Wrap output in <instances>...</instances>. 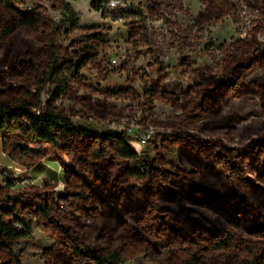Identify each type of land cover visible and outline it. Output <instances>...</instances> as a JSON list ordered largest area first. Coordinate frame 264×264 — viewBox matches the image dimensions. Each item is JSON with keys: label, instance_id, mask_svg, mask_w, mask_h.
Listing matches in <instances>:
<instances>
[{"label": "trees", "instance_id": "16d2710c", "mask_svg": "<svg viewBox=\"0 0 264 264\" xmlns=\"http://www.w3.org/2000/svg\"><path fill=\"white\" fill-rule=\"evenodd\" d=\"M106 2L92 0L90 8L104 19L131 20L126 43L154 50L146 26L149 18L134 11L114 15L102 7ZM50 4L70 29L95 30L78 28L76 14L65 0ZM40 9L22 13L9 0H0V31L16 32L31 44L24 55L0 66V145L9 161L27 169L53 157L63 169L64 187L58 199L50 194L53 184L45 181L31 187L21 196L28 202L23 207L12 196L11 182L0 185V264H24L19 246L31 239L29 216L54 240L41 253L43 264H123L139 256L150 264H218L227 258L236 238L264 245V231L244 227L237 218L241 213L245 217L264 214L260 187L264 184V122L256 127L241 125L245 117L224 111L230 101L251 93L264 99V86L258 80L245 82L250 73L264 70V45L256 37L222 44L219 69H196L191 85L176 94L162 90L167 74L160 66L141 96L122 87L107 90L102 101H92L77 95L84 86L80 73L100 67L97 50L108 43L91 34L59 47L60 25ZM204 31L199 27L196 33ZM160 64L157 55L154 65ZM180 68L189 72L187 58ZM47 88L50 95L43 100ZM108 98L142 99L145 116L152 114L155 102L179 112L172 134L162 138L161 147H176L180 162L191 171L159 168L166 165L160 155L143 160L123 133L97 135L74 127L75 116L99 121L119 117L120 111L106 102ZM65 101L81 110H65ZM195 123L213 136L184 131ZM234 140L242 170L213 153L227 149ZM34 145L41 148L35 150ZM245 170L257 174V181L246 177ZM247 250L256 259L246 264L264 258V247Z\"/></svg>", "mask_w": 264, "mask_h": 264}, {"label": "rangeland", "instance_id": "374dc122", "mask_svg": "<svg viewBox=\"0 0 264 264\" xmlns=\"http://www.w3.org/2000/svg\"><path fill=\"white\" fill-rule=\"evenodd\" d=\"M9 1L22 13L36 7L44 8V5L39 3L38 0ZM17 1H19V4ZM49 7L51 8V4ZM71 8L76 14V25L78 28H93L95 30L86 32L79 29H70L68 23H62L63 16L60 12L59 22L51 15L46 17L52 22L59 24L61 27V35L57 42L59 47L66 48L70 42L78 41L84 36L91 34H99L104 41L108 43L107 48L97 50L100 67L96 70L83 71L80 73L84 78L83 87L86 86L92 93L99 92L102 96H104L107 90H115L122 87L131 88L136 95L141 96L144 87L157 77V71L160 66L167 74V78L162 84V90L164 92L176 94L182 90H186L192 83L191 78L196 69L202 67H210L215 71L219 69V62L221 59V53L218 50L219 46L222 44L229 46L240 39L238 36L230 35L224 26L218 29H210L207 32L204 31L202 35L190 33L187 30L183 32L176 31L175 33L169 34L165 33L160 27L156 28L152 20L148 19L150 25L146 26L154 50L141 47L134 48L126 43V38L128 36L127 27L131 23V20L124 19V24L122 26H118L115 23L101 22V20L88 15L91 8L86 7L83 4V0H80V3L75 6H71ZM106 9L114 15L119 12L108 8ZM44 10L45 12L48 11V9ZM131 10L145 15L142 8L132 6ZM150 11L154 12L155 9L149 8L148 12L150 13ZM161 15H163V13H161ZM108 19L115 22L112 18H103V21H107ZM165 25H167L166 22ZM114 28V34H110L113 33ZM239 30V28L236 29L237 32ZM258 35L264 37V32ZM257 41L261 45H264V42H261L259 39H257ZM157 55L161 63L160 65H154V60ZM116 58L118 64L112 65L110 61ZM145 58L147 59L146 66L140 64V61ZM183 58L189 60V72L187 73H182L180 68V62ZM136 65H139V67ZM148 69H152L153 71L149 73ZM255 80H258L259 84L264 86V70H255L245 78L246 83ZM81 89L82 88L78 89L77 93ZM49 95L50 90L47 88L42 95L43 100L48 99ZM81 96H87L92 101L97 100L93 95ZM106 102L114 105L116 109L120 111L119 117L112 116L107 117L104 121H99L93 117L82 119L80 116H75L72 120L74 127L88 130L97 135H102L123 133L109 128L108 124L110 123H121L126 120L131 121L135 119L136 123L139 124L143 121L145 127L150 126V128L156 131V134L142 152H137L128 141L131 150L141 157H148L149 161L153 160L156 155L162 156L166 165L159 166V168L163 170L169 172L175 169L184 172L191 171V168L186 163L180 162L178 157L179 152L176 147H167L165 149L161 147L162 138L172 134L173 128L177 123L179 112L163 103L155 102L152 114L145 116L141 106L142 99L130 102L123 99L108 98ZM58 103L60 104V101ZM262 104H264L262 95L259 93H251L241 99L230 101L224 106V111L238 113L245 117L241 125L256 127L264 122V107H262ZM62 106L67 111L75 112L81 110L79 107H75L67 101L63 102ZM201 126L200 123L189 124L184 128V131L187 133L200 132L205 136H213L210 132L202 131ZM39 148H41L39 145L33 146L35 150ZM213 153L231 162V164L236 166L239 170L243 169V165L240 161L241 154L236 140L231 142L227 146V149L223 150L217 148ZM12 163L13 162L9 161L5 156L0 157V185H4L7 181L11 182L13 184L12 196L14 199H17L23 207L27 206L28 202L21 196L26 195L31 187L42 186L45 181L54 185V188L50 191L54 199L62 197V189L59 186L63 184V169L56 159L53 157L44 158L40 163L30 169L18 166L15 163V167H9V164ZM16 168H20L21 171L17 173L15 170ZM28 219L31 223V239L21 243L19 251L22 252L24 264H43L41 253L43 250L51 247L54 240L47 238L39 230L32 216H29ZM139 257L140 259L135 260V264H150L143 256Z\"/></svg>", "mask_w": 264, "mask_h": 264}, {"label": "clouds", "instance_id": "9594fccd", "mask_svg": "<svg viewBox=\"0 0 264 264\" xmlns=\"http://www.w3.org/2000/svg\"><path fill=\"white\" fill-rule=\"evenodd\" d=\"M38 2L44 5V8L39 11L44 13L45 16L51 15L59 22V12L52 11L49 7L52 0H38ZM65 3L66 5L75 6L80 3V0H65ZM83 4L90 7L91 0H83ZM117 5H119V8H128L129 6L142 8L145 17L151 19L156 28L165 25L166 20L168 21V24L165 25L166 28L180 32L187 30L193 34L196 33V29L199 27H203L207 32L210 29H218L224 26L230 35L238 36L245 42L253 37L264 42V37L258 35L264 32V0H107L106 3H102L103 8L119 11ZM149 8L155 9V11L149 13ZM44 9H48V11L45 12ZM88 15L101 20V22L115 23L118 26L124 24L123 18H119L115 22L111 19L103 21L100 13L95 10L89 11ZM237 28L240 29L238 32L236 31ZM114 32L115 28L113 33L110 34H114ZM29 48H31V44L27 40L21 39L16 32L6 33L0 31V66L16 56L24 55ZM112 63L116 64L118 61L113 60ZM140 64L146 66L147 59H142ZM136 66L139 67V65ZM148 71L151 73L153 70L148 69ZM33 91H35V88ZM77 95H93L97 100L105 98L99 92L92 93L86 86L78 91ZM108 127L124 132L129 144L137 152H142L147 146V131L150 126L149 129H146L143 121L138 124L135 119L126 120L121 123H110ZM4 155V152L0 151V157H4ZM9 167H15V164H9ZM15 170L17 173L21 171L20 168ZM244 175L253 181H257V174L251 171L245 170ZM59 187L63 189L64 186L61 184ZM260 187L264 189V184H261ZM237 218L242 221L244 227L264 231V214L245 217L241 213L238 214ZM249 247L258 248L264 247V245L259 240L242 241L236 238L231 243L227 258L218 262V264H246L247 261L256 259L255 254L248 252ZM137 259H140V257L126 259L123 264H135ZM257 264H264V258L259 260Z\"/></svg>", "mask_w": 264, "mask_h": 264}, {"label": "built area", "instance_id": "2783aa9c", "mask_svg": "<svg viewBox=\"0 0 264 264\" xmlns=\"http://www.w3.org/2000/svg\"><path fill=\"white\" fill-rule=\"evenodd\" d=\"M131 7H132V6H129L128 8H119V5H117V8L119 9V12L132 11V10H131ZM111 10L115 11L116 9H111ZM116 11H117V10H116ZM134 12H137V11H134ZM146 25H150V23H149L148 20L146 21ZM160 28H161L165 33L172 34V33H175V32H176V31H173V29L166 28L165 25H161ZM113 60H117V58H116V59H112V60L110 61V63H111L112 65H116V64H118V63L113 64V63H112ZM146 129H149V127H146ZM123 134H125V133L123 132ZM155 134H156V131H155L154 129H152V128H150V129L147 131V137H148V139H147V144L153 139V137L155 136Z\"/></svg>", "mask_w": 264, "mask_h": 264}, {"label": "water", "instance_id": "95a60500", "mask_svg": "<svg viewBox=\"0 0 264 264\" xmlns=\"http://www.w3.org/2000/svg\"><path fill=\"white\" fill-rule=\"evenodd\" d=\"M143 160H145V161H149V159H148V157H145V156H143V157H141Z\"/></svg>", "mask_w": 264, "mask_h": 264}]
</instances>
